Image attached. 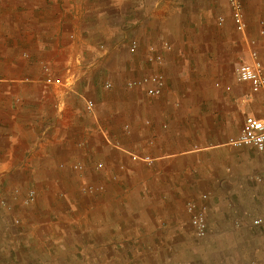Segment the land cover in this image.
Segmentation results:
<instances>
[{"label": "crops", "instance_id": "obj_1", "mask_svg": "<svg viewBox=\"0 0 264 264\" xmlns=\"http://www.w3.org/2000/svg\"><path fill=\"white\" fill-rule=\"evenodd\" d=\"M241 3L245 33L229 5L218 28L205 0H0V183L80 186L88 207L63 247L151 249L137 264H175L161 251L196 246L195 201L202 263L264 261V149L230 143L247 114L264 117L238 78L251 48L264 63V0ZM154 71L161 95L127 86Z\"/></svg>", "mask_w": 264, "mask_h": 264}, {"label": "rangeland", "instance_id": "obj_2", "mask_svg": "<svg viewBox=\"0 0 264 264\" xmlns=\"http://www.w3.org/2000/svg\"><path fill=\"white\" fill-rule=\"evenodd\" d=\"M194 1L198 3L201 0ZM205 1L211 6L208 17L219 28L217 17L221 14L226 18L229 16L228 3L226 0ZM195 26L192 23L189 25L192 29ZM212 38L214 45L223 47L225 51L228 49L227 42L218 40L216 34ZM127 43L122 40L119 48L127 49ZM99 46L106 49L104 44ZM31 192H34L33 199L30 198ZM84 197L87 198V195L80 192V186L0 183V264H137L140 260L138 253L151 255L154 251L151 249L63 247V244H73L74 234L63 231H72L77 221L75 216L88 207ZM192 239L195 247L178 250V255L175 250L162 249L161 256L169 258L170 253L175 264H178L177 256L185 260V263L181 260L180 264H188L190 259L195 260V264H205L201 261L206 257V249L199 243L200 237L193 233ZM201 249H204L203 252ZM116 252L118 255H115ZM205 260L208 262L209 258Z\"/></svg>", "mask_w": 264, "mask_h": 264}, {"label": "built area", "instance_id": "obj_3", "mask_svg": "<svg viewBox=\"0 0 264 264\" xmlns=\"http://www.w3.org/2000/svg\"><path fill=\"white\" fill-rule=\"evenodd\" d=\"M226 2L231 8L232 20L236 29L241 33H245L247 30V22L245 20L241 0H226ZM224 20L225 18L221 16L218 22L222 24ZM164 47L169 48V42L165 41ZM137 48L138 42L132 40L129 45L130 51L135 52ZM149 51V61L158 64L163 61V55L156 52L157 50L154 45L149 46ZM238 78L250 84L251 92L247 98H251L253 94L261 95V108L264 113V63L260 59L257 50L251 48L250 60L238 65ZM106 86L110 87L111 84L107 83ZM127 86L130 88H144L148 95H161L165 86V76L161 71H154L140 78L129 80ZM87 105L89 108H92L94 103L88 100ZM230 143L234 146H252L258 150L264 149V117L247 114L241 132L237 137L232 139ZM258 178H260V176H258ZM33 197L34 192H31L30 198L33 199ZM205 197L206 195L204 194L203 198ZM188 210L190 212V222L195 228L196 235L201 237L205 236L207 234L208 222L204 210L200 208L195 201H190L188 203ZM263 221V216L255 219V223L257 224L263 223ZM246 264H264V261H250Z\"/></svg>", "mask_w": 264, "mask_h": 264}]
</instances>
